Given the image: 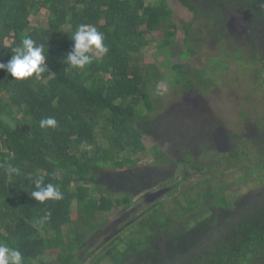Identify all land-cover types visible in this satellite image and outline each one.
Listing matches in <instances>:
<instances>
[{
	"label": "trees",
	"instance_id": "trees-1",
	"mask_svg": "<svg viewBox=\"0 0 264 264\" xmlns=\"http://www.w3.org/2000/svg\"><path fill=\"white\" fill-rule=\"evenodd\" d=\"M174 1L192 15L182 25L183 56L199 57L209 39L221 44L225 59L209 55L204 70L189 63L140 64L133 54L145 34L163 31L159 54L176 48L174 10L166 0H0V63L10 60L23 37H30L44 45L48 69L23 81L0 70V243L21 252L28 246L52 258L42 264H264V199L231 201L226 185L205 189L203 180L192 184L199 172L241 170L243 158L213 152L211 164L204 166L187 147L201 141L196 137L188 143L185 134L164 130L158 123L177 119L157 113L161 99L150 98L149 91L166 83L167 75L172 88L190 96L196 84L211 85L205 76L217 75L213 65L227 67L229 59H235L236 69L264 72V0ZM33 15L47 16L35 27ZM80 24L97 28L109 48L107 54L94 50L93 62L84 69L63 60ZM234 28L240 37L233 36ZM49 117L57 127L41 128L40 121ZM144 137L155 141L150 172L139 170L136 160L146 151ZM171 146L180 154L173 156ZM247 162V178L264 176V150ZM10 166L19 172L10 175ZM41 177L63 193L62 200L30 197L33 181ZM157 182L185 187L184 195L190 191L194 196L188 195L186 206L176 201L175 215L163 209L164 202H144L141 215L125 217L132 237L120 235L106 249L100 243L99 252L90 251L93 239L105 232L102 227L110 229L101 215L134 208L136 197L157 198L161 193L151 189Z\"/></svg>",
	"mask_w": 264,
	"mask_h": 264
},
{
	"label": "rangeland",
	"instance_id": "rangeland-1",
	"mask_svg": "<svg viewBox=\"0 0 264 264\" xmlns=\"http://www.w3.org/2000/svg\"><path fill=\"white\" fill-rule=\"evenodd\" d=\"M159 0H146V3H155ZM170 3L173 7V20L177 27L178 33V43L176 44L175 49H169L168 51H164V53L159 54L157 45L158 39L162 38V33H158L157 35L152 34H145L144 35V44L140 47H137V50L134 52L133 56L136 59H139L140 64H153L156 61L159 63L169 62L171 65H176L179 63H189L194 68L198 69H206L209 66L210 56L209 55H216L221 59H225L226 56L222 50V46L220 43L214 45L213 41H206L205 48H203V52L201 51V55L197 56H190L184 57L183 53H185V43H184V33H183V22H191L192 15L187 12L185 9L181 8L179 4H177L174 0H166ZM47 15H42V18L46 17ZM40 17L32 16V24L35 27L39 26V22L41 21ZM42 23V21H41ZM199 26L198 23L194 25L196 29ZM144 29V28H143ZM142 29V30H143ZM233 36L235 38L240 37L237 28L233 30ZM238 36V37H237ZM142 38V36H140ZM148 41L150 44H148ZM228 46V45H227ZM168 55V56H167ZM116 57L114 53H111V58ZM227 67L221 66L220 63L215 64L212 67V72L216 71V76L214 74H206V79L208 83L211 84L207 89L200 86V84H196L194 87L193 94L188 96L185 94H181L178 98V102H174L183 107V112L181 109H174V105L170 104L169 101L175 95V89H171L169 81L170 78L166 75L164 79L166 83H161L157 87H153L149 89L151 96L150 98L154 99L155 97L160 100L159 107L161 109L157 111V113H165L170 112L173 113L170 117H174L177 119L176 122H173L171 119H166L165 121L158 123L159 125L162 124V128L166 130L167 128L172 127L171 130L175 133H182L185 134V139L189 143L193 139L196 141H205V139L215 143L221 144L222 147H228V144L235 143V140H232V137H237L240 140L243 138L242 131L240 128L245 124V122L250 121L252 127V133H257V127L262 129L259 133V142L263 144L264 142V83L260 87L262 80H264V72L257 73L254 71H242L241 69H236L237 67L235 64V59L227 60ZM118 70L122 69L121 62L117 63ZM248 70H252V67H247ZM170 73V71H169ZM108 78L111 75H107ZM172 77V76H171ZM140 95V94H139ZM250 96V98L248 97ZM195 98V100H194ZM249 98L250 102L246 103V99ZM199 102V105H206L210 104L212 107V111L214 113L218 112L220 116L227 117L225 120H218L213 121V116L206 115L208 110H206L205 116H202L203 110L196 107L195 103ZM224 103V104H223ZM223 104V107H222ZM237 104L236 111L235 105ZM156 107V104H155ZM222 107V109H221ZM197 112V113H195ZM148 112V111H145ZM155 114V112H154ZM244 115V117L242 116ZM191 116H198V120H193ZM247 120V121H246ZM189 123L191 125L189 126ZM214 123H217L215 125ZM196 126L197 130L202 129L203 127H210L212 128L209 130L208 134L202 135V131L197 132L194 130V126ZM201 127V128H200ZM248 133L249 130H247ZM176 139L182 137H175ZM180 140V139H179ZM232 140V141H231ZM143 143L145 145L146 151L136 157L138 160V167L141 171H148L150 172L152 166L154 165L153 157L151 156V149L155 144V141L151 140L150 137H144ZM185 141V142H186ZM160 146L165 150L167 149L166 146L163 147V144ZM216 148V146H215ZM171 151H175L173 154L174 156L180 154L177 148L171 146L169 148ZM227 150V148H226ZM263 151V148H260V152ZM204 166L208 167L209 162H203ZM248 169L242 168L241 170L235 169L234 171L229 172H222V173H212V175H204L194 177L192 184L196 183L197 180H203L205 182V189H208V185L211 184L215 189H219L220 186L226 185L225 191L228 198L231 201H234L236 198H239L248 193H254V195L262 194L264 192V176L258 177L254 176L252 178L246 179ZM168 176L171 175L168 169H166ZM190 172V169H189ZM261 173H259L260 175ZM214 175V176H213ZM216 175V176H215ZM189 177H192L189 176ZM162 177L159 176L158 180ZM160 182L154 184L151 189L156 191L155 195L160 194L157 198L155 196L149 197L150 200H159L164 202V210L166 212H171L174 215L177 213V204L176 201L182 203L184 206L187 205V197L188 195L194 196L192 192H188L184 195L185 187H162ZM188 183L187 187L190 186ZM176 190V193H175ZM119 190H116L118 192ZM141 197H136L135 202H137L136 206L132 209L124 210L123 208H113L110 211L104 212L101 217H106V225L109 226L110 229H106V227H102V232L98 238H94L93 243L90 244L91 250H95L99 252L100 249H96L97 246L101 243V247L106 249V247L111 243L113 239L116 237L123 235L124 238L132 237L131 235V224L127 223L128 218H125L126 215H141L142 212L146 209V204L144 202L145 199L140 201ZM151 203H154L151 202ZM155 204V203H154ZM143 205V206H142ZM136 222V221H135ZM107 230V232H106ZM22 254L26 260L27 264H42L44 262H50L52 260L49 256H43L40 253H35L33 249L25 246V250H22ZM94 251V252H95ZM93 252V253H94ZM90 264V263H87ZM103 264H111L109 261L104 262Z\"/></svg>",
	"mask_w": 264,
	"mask_h": 264
},
{
	"label": "clouds",
	"instance_id": "clouds-1",
	"mask_svg": "<svg viewBox=\"0 0 264 264\" xmlns=\"http://www.w3.org/2000/svg\"><path fill=\"white\" fill-rule=\"evenodd\" d=\"M73 46L70 52L66 53L63 60L73 68L84 69L90 65L94 56L93 51L107 54L109 48L104 43V34L97 28L87 24L77 26L75 32L70 36ZM46 53L43 44L36 45L30 37H23L20 44L12 49V55L7 63H0V70L5 71L16 81H23L31 77H39L48 69L46 66ZM57 120L45 118L40 121L41 128H56ZM9 174L18 173L15 167H9ZM34 190L30 197L35 201L45 202L48 200L60 201L63 193L52 183H44L43 178L33 181ZM48 217H45L47 219ZM0 264H25L22 252L6 243H0Z\"/></svg>",
	"mask_w": 264,
	"mask_h": 264
},
{
	"label": "flooded vegetation",
	"instance_id": "flooded-vegetation-1",
	"mask_svg": "<svg viewBox=\"0 0 264 264\" xmlns=\"http://www.w3.org/2000/svg\"><path fill=\"white\" fill-rule=\"evenodd\" d=\"M171 89H173V88H171ZM174 89H175L174 90L175 91V95H174V97H172L170 99L169 103L171 102L170 104L174 105V109L175 108L181 109L182 112H183V107L178 105V104H175L174 102H178V98L180 97L181 94L183 95L184 93H186L185 92L186 90H184V89L182 90L181 87L174 88ZM194 100H195V98H194ZM248 100H250V99H248ZM198 103L199 102L195 103V106L200 108V109H202L204 111L202 116H205L206 110H208V113L206 115L213 116L212 118H213V121H215V122L218 121V120L220 121V120H224V119L226 120L227 119L226 116L225 117L220 116L218 114V112L214 113L212 111V107H210V104L199 105ZM223 104H222V107H223ZM222 107H221V109H222ZM236 108H237V104L235 105V110L234 111H236ZM193 111H194V109H193ZM195 113H197V112H195ZM171 114H173V113L167 112V115L169 117H170ZM242 116L244 117V115H242ZM193 120H198V116H194L192 118V121ZM214 124L217 125V123H214ZM190 125H191V123H189V126ZM211 129L212 128H210V127H203L202 129L197 130L196 126H194V130L197 131V132L202 131V135L208 134V132H210L209 130H211ZM240 129L244 130V131H242L243 138L240 140L237 137H233L234 139H232V140L236 139V141H235V143H232V144L229 143L228 147L223 148L222 147L223 145H221V144L217 145V144H215V143H213V142H211V141H209L207 139H205V141H201L200 143L196 142L193 145L190 143L187 147H189L193 151V153L195 155V158L197 160L200 159L202 162H206V160H207L210 164H211V161H212L211 157L213 155L212 154L213 152H215V153L218 152L220 154L221 153H225L227 155H232V154L233 155H238L240 158H243V159H244V155H246L247 159L246 160L242 159V163H245V164H242V168L243 167L247 168L248 171H249L248 165H250V164L247 162L248 158L251 157L252 159L257 160V156L260 153V148H263V150H264V142H263V144H260V142H259V137H258L259 133H260L259 127H257V133L256 134L254 133V135H253V133H252L253 129L251 127L250 121L245 122V124ZM247 130H249L250 133H248ZM262 133L264 135L263 131H262ZM198 144H200L202 148L199 147ZM215 146H216V148H215ZM226 148H227V150H226ZM195 162H198V161H195ZM190 170H191V168H190ZM198 174H200L198 176L204 175V171L203 172H199ZM189 176H191V175H189ZM198 176H196V177H198ZM246 179H247V177H246ZM198 181H202V180L199 179ZM243 196H247L246 197L247 201H253L254 199L259 201L262 198L264 199V192L262 194H258V195H254V193H248V194H245ZM145 200L146 201L150 200V198H148V194H147V197L145 198Z\"/></svg>",
	"mask_w": 264,
	"mask_h": 264
}]
</instances>
